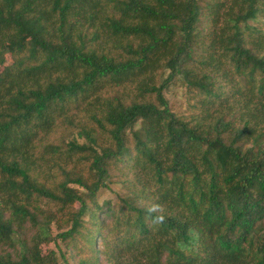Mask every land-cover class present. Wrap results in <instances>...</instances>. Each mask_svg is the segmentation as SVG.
Returning a JSON list of instances; mask_svg holds the SVG:
<instances>
[{
	"label": "trees",
	"instance_id": "trees-1",
	"mask_svg": "<svg viewBox=\"0 0 264 264\" xmlns=\"http://www.w3.org/2000/svg\"><path fill=\"white\" fill-rule=\"evenodd\" d=\"M0 66V264H264V0H0Z\"/></svg>",
	"mask_w": 264,
	"mask_h": 264
},
{
	"label": "clouds",
	"instance_id": "clouds-1",
	"mask_svg": "<svg viewBox=\"0 0 264 264\" xmlns=\"http://www.w3.org/2000/svg\"><path fill=\"white\" fill-rule=\"evenodd\" d=\"M150 212H157V215L153 217L152 223L159 225L163 224L165 221V215L161 212L160 208L158 205H153L152 208L149 209Z\"/></svg>",
	"mask_w": 264,
	"mask_h": 264
},
{
	"label": "rangeland",
	"instance_id": "rangeland-1",
	"mask_svg": "<svg viewBox=\"0 0 264 264\" xmlns=\"http://www.w3.org/2000/svg\"><path fill=\"white\" fill-rule=\"evenodd\" d=\"M1 66H0V70H1ZM169 98H170V101L171 102H173V101H175V99H176V96H174L173 94H171L170 96H169ZM110 196H112L111 195V193L108 191V190H102L101 191V198H105V197H110ZM56 228H55V226L53 225L52 226V232L53 233H56Z\"/></svg>",
	"mask_w": 264,
	"mask_h": 264
}]
</instances>
